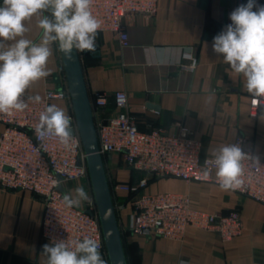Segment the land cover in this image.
Here are the masks:
<instances>
[{"label":"crops","instance_id":"1","mask_svg":"<svg viewBox=\"0 0 264 264\" xmlns=\"http://www.w3.org/2000/svg\"><path fill=\"white\" fill-rule=\"evenodd\" d=\"M244 3L247 0H158L154 17L136 15L128 20L127 46L117 34L97 32L95 51L79 54L90 104L95 92L110 96L104 108L92 110L95 126L113 113L112 93L125 90L127 113L140 130L160 128L173 134L175 123L181 122L201 142V158L215 155L243 135L264 159V108L256 118L249 116L250 94L243 76L212 49L213 37L231 23L229 14ZM257 4L264 5L261 0ZM39 19L37 15L25 22L24 38L34 43L43 35ZM50 47L49 75L33 83L25 95L41 97L48 89L67 87L58 43ZM181 49L196 54L193 72L176 65ZM52 104L66 113L72 108L67 100L54 99ZM104 166L109 186L134 183L144 175L127 167L119 153L107 154ZM81 185L86 190L84 179L65 182L64 190L75 198L74 189ZM145 191L187 193L191 207L203 212L236 208L242 232L224 242L217 233L193 226L186 228L182 240L133 235L125 229L131 211L128 196L118 191L114 205L127 264H264L263 203L217 184L175 177L152 179ZM43 208L42 198L31 191L0 187V264H47L43 245L50 243L41 235ZM102 257L110 264L108 256Z\"/></svg>","mask_w":264,"mask_h":264},{"label":"built area","instance_id":"2","mask_svg":"<svg viewBox=\"0 0 264 264\" xmlns=\"http://www.w3.org/2000/svg\"><path fill=\"white\" fill-rule=\"evenodd\" d=\"M241 2L242 0H235ZM264 3V0H261ZM158 0H92L93 15L101 21L98 32L117 34L122 46L128 45L125 26L136 15L152 18L157 13ZM198 64L192 49H181L176 65L193 72ZM24 95L23 99L27 100ZM109 94L95 92L91 109L104 108ZM114 111L98 123L96 135L101 156L119 153L123 163L144 175L134 183H114L111 193L127 194L131 206L125 229L133 235L161 236L182 240L188 226L217 233L221 241H228L242 232V220L236 208L226 212H203L191 207L189 194L145 191L150 180L175 177L186 182H205L220 185L213 163L215 155L200 157L201 142L194 132L181 122H176L173 134L156 128L143 131L127 113L128 95L117 90L111 95ZM54 99L71 104L68 88L48 89L40 103L29 102L24 111L0 113V187L11 190H28L43 200L41 235L50 244L56 240L75 242L85 237L95 239L102 256L107 257L96 202H85L80 207L69 208L63 202L64 183L82 180L89 176L86 152L77 131L73 109L72 118L75 142L65 148L56 137L49 135L38 140L34 129L39 115ZM264 108V97L249 95L248 114L256 118ZM247 137L238 135L228 145H238L246 154L243 166V184L232 190L264 204V159L247 143ZM209 172L207 179L203 173ZM61 181L59 187L55 186ZM231 190V189H230Z\"/></svg>","mask_w":264,"mask_h":264},{"label":"clouds","instance_id":"3","mask_svg":"<svg viewBox=\"0 0 264 264\" xmlns=\"http://www.w3.org/2000/svg\"><path fill=\"white\" fill-rule=\"evenodd\" d=\"M92 0H2L0 3V113L24 111L29 102L40 103L39 95L23 99L30 86L46 78L51 45L67 59L75 52L95 51V40L101 21L93 15ZM47 13L48 15H45ZM40 15L38 26L43 35L39 43L24 38L28 31L25 22ZM231 23L213 37L212 49L222 55L232 71L242 75L247 92L264 97V5L247 0L230 14ZM11 42V43H9ZM72 118L57 105L45 107L39 115L34 132L38 140L49 135L56 137L65 148L71 147L75 137L71 132ZM246 158L240 146L232 144L218 149L214 158L216 177L223 190L242 186L243 166ZM205 179L209 172L203 173ZM61 181L55 186L59 187ZM63 196L65 206L80 207L91 204L85 188L74 189ZM47 264H107L99 243L90 237L75 242L56 240L43 245Z\"/></svg>","mask_w":264,"mask_h":264},{"label":"water","instance_id":"4","mask_svg":"<svg viewBox=\"0 0 264 264\" xmlns=\"http://www.w3.org/2000/svg\"><path fill=\"white\" fill-rule=\"evenodd\" d=\"M79 54L80 52L74 51L72 58L67 59L60 52L67 80L68 93L77 124V131L82 147L87 154V169L109 262L110 264H127L123 251L121 231L117 221L116 208L111 196L103 157L98 152L96 127ZM71 132L72 134L74 133L73 128H71Z\"/></svg>","mask_w":264,"mask_h":264},{"label":"rangeland","instance_id":"5","mask_svg":"<svg viewBox=\"0 0 264 264\" xmlns=\"http://www.w3.org/2000/svg\"><path fill=\"white\" fill-rule=\"evenodd\" d=\"M106 159V156H103V161ZM106 170V169H105ZM87 188L86 191L88 192L89 196L91 197V199H94V194H93V190H92V186H91V181H90V177L88 176L87 178L84 179ZM111 196L113 197V203H114V198L116 199V195L111 193Z\"/></svg>","mask_w":264,"mask_h":264}]
</instances>
